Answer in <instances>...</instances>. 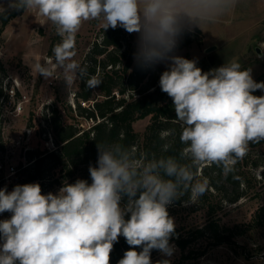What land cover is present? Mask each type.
<instances>
[{
	"label": "clouds",
	"instance_id": "9594fccd",
	"mask_svg": "<svg viewBox=\"0 0 264 264\" xmlns=\"http://www.w3.org/2000/svg\"><path fill=\"white\" fill-rule=\"evenodd\" d=\"M235 3L9 0L8 8L36 9L56 26L62 40L52 50L55 64L35 68L44 78L61 69L66 88L86 73L73 60L82 22L102 19L104 30L119 26L136 33L134 60L144 68L166 65L159 87L182 122L180 141L186 147L179 158L139 159L119 142L97 143L96 163L88 167L91 183L78 178L47 194L38 182L17 184L11 191L0 188V214L11 213L0 220V264H110L121 235L130 249L118 264H152V250L171 256L175 224L168 206L185 194L188 202H197L209 190L208 179H198L194 169L215 163L227 174L246 155L249 142L264 140V95L252 94L264 92V82H256L251 70L236 61L205 72L197 60L175 54L186 32L203 31ZM100 83L91 77L86 86Z\"/></svg>",
	"mask_w": 264,
	"mask_h": 264
},
{
	"label": "rangeland",
	"instance_id": "374dc122",
	"mask_svg": "<svg viewBox=\"0 0 264 264\" xmlns=\"http://www.w3.org/2000/svg\"><path fill=\"white\" fill-rule=\"evenodd\" d=\"M8 3L9 0H0V29L1 14L14 11L8 8ZM103 23L102 19L84 21L76 33V54L73 60L81 66L87 63V56L94 43L102 41L100 36L103 33ZM122 34V51L129 57L132 49L136 50L137 34H129L126 30H123ZM61 40L56 26L40 15L38 10H24L22 15L12 18L3 28L0 35V65L6 76L19 78L24 87H27L26 90L32 97L27 116L30 111L37 110V118L44 120L43 115L47 110L54 115L55 108H58L64 120L77 123L82 129H89L94 122L80 118L77 114L76 95L80 92L81 77L74 81L71 88H66L61 69L55 68L53 77L44 78L35 68L37 63L55 64L52 50ZM208 47H215V50L206 53ZM175 54L197 60V67L205 72L224 63L236 61L243 68L251 70L256 82H264V0H236L230 11L220 16L215 23L205 25L203 31L196 28L192 32H186ZM150 68L157 71L156 75H161L166 70V65L158 64ZM129 77L128 74L123 79L124 84L132 79ZM135 78L136 76L133 83H136ZM95 94H98L97 90ZM130 94L131 91H128L126 96ZM252 94L261 96L264 92L257 90ZM83 106L89 104L83 103ZM28 120L27 117L21 118L20 126L28 124ZM150 121L151 118L148 117L135 123L136 132L143 135ZM38 141L36 138L35 146ZM49 147L55 149L51 145ZM205 165L209 164L199 167L198 176L203 174L202 168ZM234 165H238L236 175L243 174L249 185L240 186L239 191L243 196L237 202L223 201L217 215L222 225L235 229V243L209 247L207 241L199 240L183 251L174 242H169L173 246L171 256L152 250V264L162 259H168L170 264H264V216L256 219L258 210L264 208V140L249 142L246 155L237 158ZM46 175L52 181L49 192L56 193L63 185L56 182L58 173L56 170H49ZM26 176L27 174L25 178ZM67 182L70 183L69 180L64 183ZM236 192L238 190L228 187L223 193L232 197ZM220 196L222 197V194ZM221 197L217 196V201ZM170 208H173L171 212ZM168 212L184 233L192 228L204 226L207 222L205 209L196 202L183 206L169 205ZM135 250L139 252L142 248Z\"/></svg>",
	"mask_w": 264,
	"mask_h": 264
},
{
	"label": "trees",
	"instance_id": "16d2710c",
	"mask_svg": "<svg viewBox=\"0 0 264 264\" xmlns=\"http://www.w3.org/2000/svg\"><path fill=\"white\" fill-rule=\"evenodd\" d=\"M23 11L14 10L1 14L0 35L10 20L22 15ZM123 30L119 26L115 29L111 27L107 30L103 29L100 36L102 41L94 43L87 56V63L82 65L86 68V73L81 77L80 92L76 95L77 114L80 118L90 120L94 124L89 129H82L79 124L64 120L60 110L55 108L53 129L58 149L55 152L46 153L41 145L36 155L32 154V157H38L35 172L28 171L23 184L47 178L46 173L49 170H56L59 175L56 182L60 184L66 180L74 183L78 178L91 183L88 167L96 163L97 143L119 142L139 159L145 156L179 158L180 153L185 149L186 145L180 141L182 123L176 118L171 98L159 87L160 75H156L157 71L154 68L141 67L134 60L136 50L132 49L129 57L125 51H122ZM127 57V61L124 62ZM3 72V67L0 65V96L2 77L6 76ZM128 74L132 79L124 84L123 79ZM134 76H136V83H133ZM91 77L101 81L99 87L86 86V81ZM96 90L98 94H95ZM128 91H131V94L127 97ZM83 103L89 106H83ZM148 117L151 121L141 135L136 132L134 124ZM186 162L181 160V163ZM199 167L194 169L196 177L207 178L209 190L199 198L196 204L205 209L207 222L204 226L192 228L186 233L182 232V228L174 222L175 231L169 242H174L183 251L199 240L207 241L209 247L234 244V238L237 235L235 229L222 225L217 214L223 201L237 202L243 196L239 191L240 186L249 185V181L243 174L236 175L235 170L238 165H232V170L225 174L223 168L212 163L205 165L202 168L203 174L198 176ZM51 182H48V187ZM228 187L238 192L230 197L223 193ZM217 196L222 200L220 198L217 201ZM188 201L189 195L185 194L175 200L171 207L183 206L189 203ZM172 209L170 208L169 211L171 212ZM169 216L171 217L170 213ZM263 216L264 208H261L256 214V219H261ZM141 248V246H135V249ZM129 249L126 239L122 235L118 237V242L114 243L110 253V264H118Z\"/></svg>",
	"mask_w": 264,
	"mask_h": 264
},
{
	"label": "built area",
	"instance_id": "2783aa9c",
	"mask_svg": "<svg viewBox=\"0 0 264 264\" xmlns=\"http://www.w3.org/2000/svg\"><path fill=\"white\" fill-rule=\"evenodd\" d=\"M2 94L0 96V188L7 187L11 191L17 184H23L28 171L35 172L36 155L43 145L46 153L57 151L53 129V112L47 110L44 120L37 118V110H27L32 104V97L24 87V83L11 75L2 79ZM27 117L28 124L20 126L21 118ZM29 117V118H28ZM33 119L31 120V118ZM39 139L35 146V140ZM53 146L55 149L50 148ZM50 179H36L29 183L38 182L42 194L50 191ZM11 213L0 214V220L10 218Z\"/></svg>",
	"mask_w": 264,
	"mask_h": 264
},
{
	"label": "water",
	"instance_id": "95a60500",
	"mask_svg": "<svg viewBox=\"0 0 264 264\" xmlns=\"http://www.w3.org/2000/svg\"><path fill=\"white\" fill-rule=\"evenodd\" d=\"M215 50V47H208L206 49V53H210V52H213ZM259 52V51H258Z\"/></svg>",
	"mask_w": 264,
	"mask_h": 264
}]
</instances>
